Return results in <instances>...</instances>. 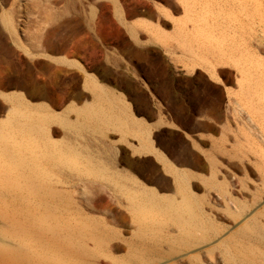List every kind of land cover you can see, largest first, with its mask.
Masks as SVG:
<instances>
[{
    "label": "rangeland",
    "instance_id": "obj_1",
    "mask_svg": "<svg viewBox=\"0 0 264 264\" xmlns=\"http://www.w3.org/2000/svg\"><path fill=\"white\" fill-rule=\"evenodd\" d=\"M206 1L201 0L195 14L203 12ZM221 1L224 8L227 6L233 9V5L237 10L238 5H242V0ZM261 1L263 3L259 4L263 5L261 9L264 11V0ZM136 2L0 0V94L8 93L9 96L4 100L0 95V124L8 115L11 116V107L42 109L51 116L47 128L52 141L65 142L79 148L95 162L120 174V177H114L118 183L116 185L81 171L64 169L56 172L53 188L70 198L69 211L62 210L59 213V227L53 234L45 233L39 241L40 245L65 247L68 244V232L73 240L80 241L81 245L92 251L97 248L94 241L96 235H103V248L121 239H129L134 234V226L131 224L129 202L122 187L125 190L149 188L177 201L182 198L179 187L162 174L158 165L130 155L134 145L140 142L134 138V133L123 134L113 126L99 130L84 127V118L77 111L86 105L99 103L100 90L98 93L97 88L100 85L110 93L112 100L124 101V85L131 87L138 84L139 77L132 61L124 60L122 53L123 29L133 19L125 11ZM217 5L213 2L215 12L220 10ZM196 28L198 25L193 24V27L185 30L191 32ZM215 28L223 31L225 25H217ZM230 29L240 41L245 38L244 43L264 59L263 22L232 23ZM208 55L211 59L205 60L214 63L216 70H223L221 74L227 78L226 83L230 86L227 121L219 139L213 144L212 169L204 171L197 178L190 176L189 190L202 204L205 213L215 216L230 229L235 221L231 222L232 219L230 221L225 212L227 203L209 183L226 181L233 198L250 199V194L256 191L260 182L255 173L250 176V180H246L247 189L242 187L240 181L244 179V171L255 168L253 165L256 158L244 145L250 136L251 140L259 137L255 136L260 130L255 129V126L253 128L246 111L237 104L241 95L240 74L231 66L217 64L212 52ZM91 79L95 82L92 83ZM93 84H100L95 88L97 92L92 89ZM61 122H65V125ZM245 146L251 148L249 144ZM243 154L247 157L241 159ZM261 196L264 199V194ZM69 226L71 229L67 228ZM7 230L0 216V238L21 245L22 237L8 235ZM166 230L170 231L171 236L177 234L172 224ZM119 243L125 245L122 241ZM162 244L167 246L165 242ZM114 255L123 256L124 252H114ZM91 259L94 260L93 257Z\"/></svg>",
    "mask_w": 264,
    "mask_h": 264
},
{
    "label": "bare ground",
    "instance_id": "obj_2",
    "mask_svg": "<svg viewBox=\"0 0 264 264\" xmlns=\"http://www.w3.org/2000/svg\"><path fill=\"white\" fill-rule=\"evenodd\" d=\"M257 1L242 0V5L236 6L237 10L232 5L233 10L227 6L225 9L219 0L217 12L213 11V4L206 1L202 13L195 14L188 9L185 15L187 22L198 25L193 35L208 44L216 63L231 66L240 74L241 95L237 104L246 111L253 128L260 130L255 136L259 137L251 140L250 136L245 140L251 148L244 145L256 157L253 165L256 170L244 171V179L240 181L242 187L247 189L245 182L255 173L260 182L250 199L233 198L226 181L215 183L211 179L212 182H208L225 200V212L230 221L236 223L233 222L229 229L215 216L205 213L202 204L189 190V176L177 173L182 196L179 201L149 188L125 190L121 186L129 202L134 226V234L129 239L117 238L125 245L119 241L103 248V235H96L97 248L92 251L73 240L69 232L65 247L40 245L45 233L53 234L59 227L58 215L62 210L67 211L70 203L67 195L53 188L56 172L64 169L81 171L116 185L114 177H120V174L95 162L79 148L52 141L47 128L51 116L42 109L38 111L26 106L24 109L20 105L22 108L11 107V116L7 119L5 116L6 120L0 124V216L8 229L6 234L19 235L22 241L21 245H16L7 238H0V264H264V199L261 196L264 194V59L244 43L245 38L240 41L230 29L232 23H264L263 2ZM222 24L225 29L218 31L215 27ZM180 31L181 35L185 34L183 29ZM196 62L211 78L219 80L214 63L205 59ZM194 65L197 64L194 63L191 70ZM96 84L92 89L100 85ZM97 89L98 93L100 90L99 103L77 110L84 118L83 126L93 130L113 126L123 134L132 132L144 141L145 151L151 152L149 133L144 125L128 115L123 100H112L101 85ZM6 94H0L4 100L9 97ZM66 125L69 124L66 122ZM245 154L241 159L247 157ZM171 224L177 229L175 236L166 230ZM67 228L71 229L70 226ZM163 242L167 246H163ZM120 251L124 252L123 256L114 255Z\"/></svg>",
    "mask_w": 264,
    "mask_h": 264
},
{
    "label": "crops",
    "instance_id": "obj_3",
    "mask_svg": "<svg viewBox=\"0 0 264 264\" xmlns=\"http://www.w3.org/2000/svg\"><path fill=\"white\" fill-rule=\"evenodd\" d=\"M192 1L137 0L125 11L133 19L123 29V59L132 61L139 77L138 84L124 85L123 102L151 143L146 152L134 135L140 142L130 155L158 165L177 187V173L197 178L212 169L213 144L226 126L230 93L223 70H216L222 80L216 81L196 62L211 59V51L194 31L185 30L195 25L187 22L186 12L194 13L201 3Z\"/></svg>",
    "mask_w": 264,
    "mask_h": 264
}]
</instances>
